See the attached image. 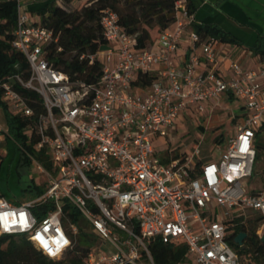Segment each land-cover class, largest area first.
Masks as SVG:
<instances>
[{"label": "built area", "instance_id": "2783aa9c", "mask_svg": "<svg viewBox=\"0 0 264 264\" xmlns=\"http://www.w3.org/2000/svg\"><path fill=\"white\" fill-rule=\"evenodd\" d=\"M10 1L16 13L11 45L26 57L30 76L0 79V98L10 112L30 116L33 108L13 84L39 94L43 110L24 132L36 138L34 148H44L51 168L31 158L45 175L42 192L19 201L0 195V234L22 233L58 259L76 239L77 226L64 212L69 203L98 240L114 246L91 247L81 264H153L146 242L155 237L185 243L189 259L174 264H249L230 244L229 224L244 222L249 211L256 234H264V187L251 181L257 142L264 143V59L253 55L255 67L230 60L226 75L220 64L228 53L218 47L225 41L199 38L186 0L174 2L172 23L143 47L134 46L135 36L106 8L100 19L105 45L89 55L100 63V75L86 82L45 59L53 35L30 10L31 0ZM141 76L152 77L143 85ZM221 99H236L241 113L218 157L195 161V147L165 160L153 137L166 136L183 112Z\"/></svg>", "mask_w": 264, "mask_h": 264}, {"label": "trees", "instance_id": "16d2710c", "mask_svg": "<svg viewBox=\"0 0 264 264\" xmlns=\"http://www.w3.org/2000/svg\"><path fill=\"white\" fill-rule=\"evenodd\" d=\"M80 2L74 4V2ZM176 0H56L44 2L37 8H30L36 13L41 25L52 31L53 39L44 45V57L53 68L66 72L71 78H80L86 82L96 81L100 75V63L89 55L99 47L105 45L102 37L101 14L108 8L116 12L117 22L126 32L135 36L134 46L143 47L152 42L163 28L172 23L174 19L173 6ZM190 11L194 12L197 3L195 0H186ZM15 5L13 1H0V79L9 75L19 74L23 79L30 76L29 63L22 52L11 45L12 30L15 26ZM156 27L154 36L150 28ZM194 29L199 38L213 36L221 41L243 45L240 41L228 35L215 23L195 22ZM60 47V48H58ZM249 49L258 59H264V33H258L256 41ZM152 76H141L140 84H147ZM28 104L33 108L34 114L25 116L12 113L0 98V107L4 114L7 136L19 144L23 161L28 162L34 158L45 168H51V161L44 148H34L36 138H30L24 128L33 124L35 114L43 110L39 94L29 88L13 84ZM264 153V143L257 142L255 159ZM178 152L167 154L178 157ZM43 184L29 183L21 190H28L32 196L42 192ZM0 195L4 192L0 190ZM45 207H40L36 212L41 215ZM66 217L77 226L76 239L73 246L60 258L52 259L45 256L22 233L0 234V264H81L83 257L91 249L96 240L92 232H88V221L80 210L73 204L64 205ZM257 218L250 217L242 222L239 219L229 224L232 232L229 235L230 244L239 252L241 259L249 264H264V239L256 232ZM245 231L246 235L242 244L233 241L234 235ZM153 264H174L178 261L188 260L187 247L184 242H163L159 237L150 238L146 242Z\"/></svg>", "mask_w": 264, "mask_h": 264}, {"label": "rangeland", "instance_id": "374dc122", "mask_svg": "<svg viewBox=\"0 0 264 264\" xmlns=\"http://www.w3.org/2000/svg\"><path fill=\"white\" fill-rule=\"evenodd\" d=\"M195 1L199 3V0ZM56 3L63 5L62 0H56ZM79 3L74 2V4ZM156 30V27L150 28L152 36L156 34ZM237 102L236 99L227 101L221 99L216 106L209 104L203 111L196 112L189 109L183 112L177 118L175 127L166 136L153 137L154 146L161 151L160 154L169 155L174 152L181 155L198 147L199 153L194 156L195 161L217 158L225 148L227 138L234 133L235 123L241 113ZM0 122L2 123L0 124V190L13 201L30 198L31 192L21 189L29 183L44 185L45 175L40 172L33 159L30 158L28 162L23 161L19 144L7 136L1 112ZM251 181L254 188L264 187V153L255 160ZM250 217L254 215L246 211L245 221ZM86 231L94 234L90 225ZM100 246L104 250L114 247L109 240L104 242L103 239L98 240L96 236L91 247L99 248ZM143 264H149V262L143 259Z\"/></svg>", "mask_w": 264, "mask_h": 264}, {"label": "crops", "instance_id": "0c3cea01", "mask_svg": "<svg viewBox=\"0 0 264 264\" xmlns=\"http://www.w3.org/2000/svg\"><path fill=\"white\" fill-rule=\"evenodd\" d=\"M46 1L31 0L29 7L37 8ZM194 16L197 22L217 24L243 44L220 42L218 47L228 53V59L220 64L226 75H230V60L239 61L244 67H255L256 58L244 46L254 44L258 33H264V0H199ZM186 47L187 41L183 40L176 55L178 64L182 62ZM0 112L5 123L1 107Z\"/></svg>", "mask_w": 264, "mask_h": 264}, {"label": "water", "instance_id": "95a60500", "mask_svg": "<svg viewBox=\"0 0 264 264\" xmlns=\"http://www.w3.org/2000/svg\"><path fill=\"white\" fill-rule=\"evenodd\" d=\"M246 235L245 231H239L236 235L233 237V241L237 244H242V240L244 236ZM262 239H264V234L261 236Z\"/></svg>", "mask_w": 264, "mask_h": 264}]
</instances>
